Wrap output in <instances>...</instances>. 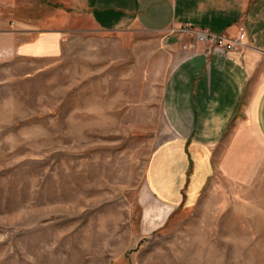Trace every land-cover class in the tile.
Wrapping results in <instances>:
<instances>
[{"label":"rangeland","instance_id":"374dc122","mask_svg":"<svg viewBox=\"0 0 264 264\" xmlns=\"http://www.w3.org/2000/svg\"><path fill=\"white\" fill-rule=\"evenodd\" d=\"M8 29L63 47L0 53V264H264L263 145L228 161L225 140L198 203L149 220L150 159L176 134L162 35L102 32L84 0H0Z\"/></svg>","mask_w":264,"mask_h":264},{"label":"crops","instance_id":"0c3cea01","mask_svg":"<svg viewBox=\"0 0 264 264\" xmlns=\"http://www.w3.org/2000/svg\"><path fill=\"white\" fill-rule=\"evenodd\" d=\"M84 8L102 32L140 31L166 39L170 63L162 107L169 108L176 134L155 150L146 175L149 220L157 224L164 216L165 224L178 208L198 203L225 140L228 161L237 154L251 159L247 145L264 146V0H84ZM242 28L247 41L235 51L195 40L206 33L230 41ZM34 34L0 31V53L62 52L63 34L27 40Z\"/></svg>","mask_w":264,"mask_h":264},{"label":"built area","instance_id":"2783aa9c","mask_svg":"<svg viewBox=\"0 0 264 264\" xmlns=\"http://www.w3.org/2000/svg\"><path fill=\"white\" fill-rule=\"evenodd\" d=\"M195 40L200 43L211 44L215 48L224 49L226 51H235L244 46L245 42L247 41V34L242 28L238 37L229 41L223 37H217L206 33H197L195 35ZM193 48L194 47L191 45L190 49Z\"/></svg>","mask_w":264,"mask_h":264}]
</instances>
